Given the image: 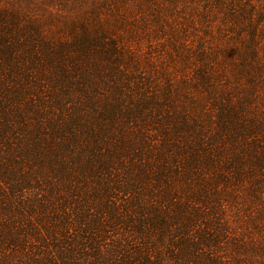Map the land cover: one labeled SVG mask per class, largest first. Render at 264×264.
Returning a JSON list of instances; mask_svg holds the SVG:
<instances>
[{
    "label": "trees",
    "instance_id": "trees-1",
    "mask_svg": "<svg viewBox=\"0 0 264 264\" xmlns=\"http://www.w3.org/2000/svg\"><path fill=\"white\" fill-rule=\"evenodd\" d=\"M38 1L0 0V264H264L260 125L234 127L252 108L191 50L195 18L154 15L169 56L143 64L95 11L55 29Z\"/></svg>",
    "mask_w": 264,
    "mask_h": 264
},
{
    "label": "rangeland",
    "instance_id": "rangeland-1",
    "mask_svg": "<svg viewBox=\"0 0 264 264\" xmlns=\"http://www.w3.org/2000/svg\"><path fill=\"white\" fill-rule=\"evenodd\" d=\"M42 1L38 2L60 12L53 24L55 29L63 26L70 11L74 12L79 22L85 15L87 20L92 21L90 12L95 11L101 17V23L104 21L107 24L105 27H110L116 32L112 33L122 37L123 42L134 46L143 64L150 53L152 43H156V50H163L164 55H168V51L163 48L167 40H170V32L161 37L152 36V31L157 29L156 23L152 22L154 15L161 13L162 20L164 21L163 16H166L167 23L172 21L171 24H174L173 20L187 19L188 16L195 18L196 22L189 35L191 50L195 53L197 44L203 41L207 53L214 60V68L223 71V80L228 77L227 85L237 99L235 110L240 109L241 105H246L249 113V107L252 108L245 117L249 123L236 119L233 121L236 125L234 127L242 125L257 128L260 125L255 132L256 138L249 141L245 148L251 154L250 165L258 166V161L264 158V0ZM167 29L168 27H165L166 31ZM157 54L158 52L154 55L159 60L163 55ZM172 62L169 66L175 67L178 73L181 71L176 78V85H182V82L188 80L186 76L192 77V66L183 68L185 64L178 59L175 63ZM252 202L251 199V205ZM231 221L234 222V218ZM255 224H260V230L254 227ZM250 228L256 235V240L261 241L257 247H261L263 254H254L259 262L260 258H264V207L261 214L254 217Z\"/></svg>",
    "mask_w": 264,
    "mask_h": 264
}]
</instances>
